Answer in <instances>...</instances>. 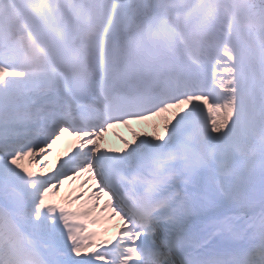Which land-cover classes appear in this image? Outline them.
<instances>
[{
  "label": "snow or ice",
  "instance_id": "obj_1",
  "mask_svg": "<svg viewBox=\"0 0 264 264\" xmlns=\"http://www.w3.org/2000/svg\"><path fill=\"white\" fill-rule=\"evenodd\" d=\"M33 6L37 71L0 50V264H264V0Z\"/></svg>",
  "mask_w": 264,
  "mask_h": 264
},
{
  "label": "bare ground",
  "instance_id": "obj_2",
  "mask_svg": "<svg viewBox=\"0 0 264 264\" xmlns=\"http://www.w3.org/2000/svg\"><path fill=\"white\" fill-rule=\"evenodd\" d=\"M26 4H28L30 1L29 0H26V1H24ZM31 10H36L35 9V7L33 6V4H32V8H31ZM29 11V10H28ZM3 18L4 19H6L7 18V15L6 14H3ZM9 20V19H8ZM10 20H13V19H10ZM8 22V21H7ZM0 25H1V21H0ZM11 29V28H10ZM18 33V32H17ZM17 33H15L14 34V40H15V42H16V44L18 45V44H20L19 42V40H17V39H19V36H18V34ZM9 34H12L11 32H9ZM15 49L16 50H18L19 52H20V50H21V48L19 47V46H16L15 47ZM28 53H32V54H34V52H33V50H30V51H27ZM31 57H34V55H31ZM35 63H36V58H35ZM37 64V63H36ZM38 67V66H37ZM159 119V118H158ZM156 121V120H155ZM149 125H150V128H144V129H141V131H152V125H151V121H150V123H148ZM134 128L130 125V126H128V127H126V130L127 131H132ZM118 128H116V129H112V130H110V132H109V134L106 136V145L107 146H115V145H117V144H119L118 143V137H119V135H118Z\"/></svg>",
  "mask_w": 264,
  "mask_h": 264
},
{
  "label": "rangeland",
  "instance_id": "obj_3",
  "mask_svg": "<svg viewBox=\"0 0 264 264\" xmlns=\"http://www.w3.org/2000/svg\"><path fill=\"white\" fill-rule=\"evenodd\" d=\"M5 8H6L5 2H3V0H2V6H0V14H2L5 11L4 10ZM19 36H20L19 39H21L22 35L20 34ZM155 123L159 124L158 122H155ZM156 124H154V125H156Z\"/></svg>",
  "mask_w": 264,
  "mask_h": 264
}]
</instances>
